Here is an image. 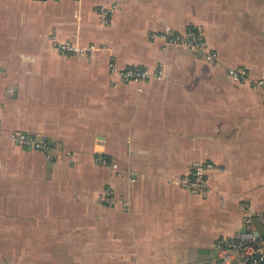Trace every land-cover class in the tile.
Returning <instances> with one entry per match:
<instances>
[{"label":"crops","instance_id":"1","mask_svg":"<svg viewBox=\"0 0 264 264\" xmlns=\"http://www.w3.org/2000/svg\"><path fill=\"white\" fill-rule=\"evenodd\" d=\"M165 26L217 60L163 50L149 34ZM65 41L93 49L64 55ZM110 63L164 73L125 83ZM229 68L264 76V0H0V264H208L264 214V100ZM204 162L221 169L206 197L175 184Z\"/></svg>","mask_w":264,"mask_h":264},{"label":"built area","instance_id":"2","mask_svg":"<svg viewBox=\"0 0 264 264\" xmlns=\"http://www.w3.org/2000/svg\"><path fill=\"white\" fill-rule=\"evenodd\" d=\"M118 9V4L114 3L109 7L101 6L98 8L100 20L107 24L111 16ZM151 41L162 43V49L169 46H182L190 52L199 53L206 61L214 62L217 60V54L213 51L206 50L200 35L193 29L188 28L184 31L174 30L165 26L161 31H154L149 34ZM56 50L64 55H74L78 57L85 56L93 49V46L82 48L72 44L70 41L57 42ZM111 75L117 76L122 82L140 83L151 79H161L163 76V64L154 70L147 67L125 66L117 68L113 63L109 64ZM228 76L235 82L248 83L251 87L258 89L264 100V76L251 79L246 70L242 68H229ZM9 138L13 144L25 149L47 152L48 156L55 154L50 153V143L48 138L27 134L25 132H12ZM95 162L100 165H109L116 169V163H110L103 157H96ZM214 171H221L212 162L199 163L192 166L186 174L179 176L175 184L188 190L190 193L206 197L210 193V176ZM102 202L106 205L116 203V198L111 188L107 187L102 193ZM127 202L124 204L126 205ZM127 207V206H126ZM255 219L259 222L264 230V214L258 215ZM254 217L247 214L244 224L247 229L231 237L218 238L214 245V255L208 264H264V234L254 227Z\"/></svg>","mask_w":264,"mask_h":264},{"label":"water","instance_id":"3","mask_svg":"<svg viewBox=\"0 0 264 264\" xmlns=\"http://www.w3.org/2000/svg\"><path fill=\"white\" fill-rule=\"evenodd\" d=\"M254 223H255V226L257 227V229L259 230V232L261 234H264V230H263L262 226L259 224V222L256 219L254 220Z\"/></svg>","mask_w":264,"mask_h":264}]
</instances>
